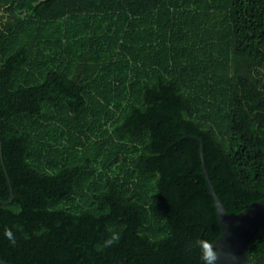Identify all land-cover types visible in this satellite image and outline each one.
I'll use <instances>...</instances> for the list:
<instances>
[{
    "label": "trees",
    "instance_id": "16d2710c",
    "mask_svg": "<svg viewBox=\"0 0 264 264\" xmlns=\"http://www.w3.org/2000/svg\"><path fill=\"white\" fill-rule=\"evenodd\" d=\"M0 153V259L202 264V166L264 197V0H0Z\"/></svg>",
    "mask_w": 264,
    "mask_h": 264
},
{
    "label": "water",
    "instance_id": "95a60500",
    "mask_svg": "<svg viewBox=\"0 0 264 264\" xmlns=\"http://www.w3.org/2000/svg\"><path fill=\"white\" fill-rule=\"evenodd\" d=\"M200 144V154L203 160L202 141L196 139ZM1 164L4 169V173L7 178V182L10 189V198L8 200H0V203H9L13 198L12 188L7 172L4 168L2 156ZM202 174L205 178L209 193L214 200L215 208L217 211L218 220L221 227L220 236L214 241L217 244L214 247L222 244L224 248L229 250L231 253L239 257L237 264H248L249 263V241L255 234V232L264 226V197L259 200L250 203L243 210L236 214H231L222 204L218 196L216 195L214 188L208 178L204 165L202 166ZM0 264H11L0 259Z\"/></svg>",
    "mask_w": 264,
    "mask_h": 264
},
{
    "label": "clouds",
    "instance_id": "9594fccd",
    "mask_svg": "<svg viewBox=\"0 0 264 264\" xmlns=\"http://www.w3.org/2000/svg\"><path fill=\"white\" fill-rule=\"evenodd\" d=\"M5 236L12 244H15V237L11 230H6ZM216 244L217 241L213 242L203 238L195 241L194 246L200 249L202 264H237L239 257L224 248L222 244L214 247Z\"/></svg>",
    "mask_w": 264,
    "mask_h": 264
},
{
    "label": "rangeland",
    "instance_id": "374dc122",
    "mask_svg": "<svg viewBox=\"0 0 264 264\" xmlns=\"http://www.w3.org/2000/svg\"><path fill=\"white\" fill-rule=\"evenodd\" d=\"M59 18V17H58Z\"/></svg>",
    "mask_w": 264,
    "mask_h": 264
}]
</instances>
